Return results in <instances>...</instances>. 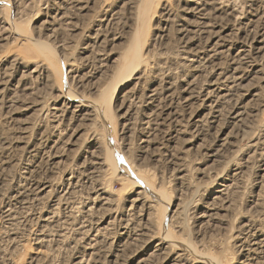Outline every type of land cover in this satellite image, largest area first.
Listing matches in <instances>:
<instances>
[{
	"label": "bare ground",
	"instance_id": "obj_1",
	"mask_svg": "<svg viewBox=\"0 0 264 264\" xmlns=\"http://www.w3.org/2000/svg\"><path fill=\"white\" fill-rule=\"evenodd\" d=\"M177 1L180 3L176 8L174 0H137V2L132 0H44L45 8L40 14L38 23V30L43 34L35 39L27 36L16 24L8 23L2 14L4 8L0 0V123L9 122L17 125L14 129L15 136L13 134L6 136L8 145L15 147L21 143V140L26 139L29 130L38 121L37 116L45 114L51 122L49 128L51 136L45 141L42 140L43 144L41 143L39 147L38 153L41 154L42 159L50 160L56 167L62 153L76 151L81 162L79 166L83 171L82 178H78L80 182L92 178L98 179L104 175L108 178L104 185L97 184L92 188L89 205L78 212V215L68 203L60 201L59 194L53 197L54 201H50V204H53L51 206L49 204L50 207L48 206V210L40 218L41 230L35 239V252L30 255L27 264L44 263L42 262L45 258L43 253L46 250L55 249L52 244L56 243L57 246L59 242L58 239H52L46 230L61 226L64 220L71 219L74 213L79 217L75 225L77 230L74 229L79 238L72 241L73 246L70 248L73 251L68 264H102L99 261L102 245L105 246V251H110L108 252L109 264H116L118 255L123 256L124 251L131 247L135 249L125 257L124 264H190L189 243L177 241L170 231L164 232L160 237L154 235L151 215L158 207L162 209V215L165 217L167 206L158 204L156 199L158 197L165 199L166 193L157 191L155 196L152 192L153 196H147L138 185L118 174L119 162L110 153V149L104 148L97 135L89 134L91 137L81 143V133L86 128L100 119L111 122L112 103L117 104V113H123L118 115L122 119V127L129 129L131 126L134 129V124L130 120L138 106L134 102V97L139 93L135 88L137 84L135 82L140 79L138 71L144 63L143 40L153 21L155 29L153 30L156 31L154 35L157 39L164 38L166 32L174 27L181 38L183 47L192 48L194 54H199L205 63L212 64L219 72L220 78L217 82H211L214 88L197 97L187 85L180 92L181 101H179L186 109L185 111H188L191 127L198 131L204 127L215 126L218 128V140L222 143L221 146H224L225 140L221 138L223 127L219 125L224 116L222 106L226 103L228 96L232 95L231 92L239 93V90L244 89L242 84L250 78L252 71L260 72L261 64L257 66L254 60L252 63V59L264 58L261 47L262 34L260 35L261 32L257 29L256 23L251 21L245 24L242 30L252 42L249 45H237L230 49L229 32L239 27L237 0ZM6 4L16 9L18 20V16H24V11L30 2L29 0H8ZM120 30L123 32L122 36ZM10 40L13 44H8ZM116 42L118 45L123 42L125 46L116 48ZM74 44L76 45L75 54L70 53ZM5 45H10V48H3ZM252 46L255 48L252 49ZM56 52L65 59L67 75H70L69 81L78 90H82L81 92L74 90L63 92L54 86V81L57 79L58 82H62L63 77V71H60L56 63ZM226 56L231 70V73L227 75L224 73L222 64ZM88 67L91 70L94 67L99 68L100 71L104 70L103 74L109 80L96 87L92 84L89 86L91 81H86L85 77L89 79L91 75L82 73ZM36 82L40 84L39 87L34 86ZM86 87L97 95L96 99L90 100L83 94ZM169 89L171 88H165L164 91ZM171 95L170 93L165 96L170 99ZM47 96L52 98L46 100ZM198 99L200 104L195 103ZM161 100L159 90L155 87L147 89L143 102L140 103L143 104L141 105L143 114L139 116L141 132L136 152L141 160L147 158L152 162L155 161V157L161 155L158 153L160 148L154 149L155 131L160 125V120L161 122L169 121L170 125L174 124L173 127L176 129L172 131L174 135H170L172 139H176L175 137L182 133L183 126L178 121L180 111L177 113L174 106L176 103L173 104L169 100V104L161 105ZM193 105L195 108L191 109ZM239 106V104L234 105L226 115L235 123H240L246 112V108ZM23 116V121H20L19 118ZM29 120L31 123L28 122ZM31 120L35 122L32 123ZM67 131L71 132L67 133ZM256 145L263 147L264 151V143ZM234 167L235 170L230 173V178H234L239 170L238 166ZM260 171L261 178L264 179V164L260 167ZM78 179L76 178L77 183H79ZM183 179V175L178 177L180 181ZM111 180L126 183L122 196L112 192L109 183ZM222 183L217 186L218 190L213 191L214 196L204 203L198 216L201 222L214 219L216 214L213 212L218 207L217 200L226 201L231 184L226 185L223 181ZM74 184H70L73 193ZM52 188L48 181L41 184L32 181L26 189L23 188L22 193L13 195V202H10L2 212L4 223L7 227L9 226L4 232L7 246L10 248L26 246L27 242L22 243L17 236L18 228L15 226V221L26 210L25 205L39 203L43 197L56 191ZM64 194L67 195V192L65 191L62 195ZM67 196L70 197V195ZM57 205H61L63 210L62 219L56 214ZM92 216L96 217L94 225L90 224ZM254 223L252 219H247L240 225L241 230L235 238L238 258L232 264H264V234H259L260 230ZM14 227L17 229L15 230ZM61 237L57 236V238ZM104 261L107 260L104 259ZM9 262V264H17L14 261L9 260ZM203 262L221 264L209 255L204 256L199 263ZM192 263L198 262L192 261Z\"/></svg>",
	"mask_w": 264,
	"mask_h": 264
},
{
	"label": "rangeland",
	"instance_id": "obj_2",
	"mask_svg": "<svg viewBox=\"0 0 264 264\" xmlns=\"http://www.w3.org/2000/svg\"><path fill=\"white\" fill-rule=\"evenodd\" d=\"M132 1L137 2V0ZM174 1L177 8L180 2ZM237 1L236 10L238 12L239 27H235L229 32L230 49L237 45H249L252 42L251 38L246 36L242 30L245 24L252 21L256 23L257 29L261 32L260 35L262 34L261 47L264 51V0ZM29 2L30 4L24 11L23 18L18 16L17 20L16 9L12 5L10 7L7 6L8 0H1V6L4 8L2 14L8 20V23L16 24L27 36L36 39L37 36L43 34L38 30V23L45 5L44 0H29ZM251 4L252 6H250ZM152 23L148 34L143 40L142 54L144 63L138 71L140 79L135 82L137 83L135 88L139 93L137 94L138 96L134 97V102L138 106L133 111L130 120L134 124V129L131 126L129 129L122 127L123 122L118 115L123 113H117V104L112 103L111 111L113 114L111 122L100 119L91 127L86 128L81 133V143L85 140L87 141L91 135H97L104 148L110 149V153L119 162L118 174L138 185L140 190L147 196H151L152 193L155 196L157 191L166 193L167 197L165 199H159V197L156 199L158 204L167 206L165 217L162 215V209L158 207L151 215L154 235L160 237L164 232L170 231L177 241L189 243L190 264H193L192 261L201 262L206 255L214 257L221 264L235 263L238 258V247L235 244L237 239L235 238L241 230L240 225L245 220L252 219L255 222V227L260 230L259 234H264V179L261 178L262 173L260 171V167L264 164V151L262 150L263 147H257L256 145L257 143H264V58L252 59V63H254V60L257 66H260V63L263 68H260V72L252 71L250 78L242 84L244 89L239 90V93L231 92L232 95L228 96L226 103L222 106L224 116L219 125L223 127L221 138L225 140V144L221 146L222 143L219 142L217 137L218 128L208 126L197 131L194 127H191L188 111H185L186 109L183 108L179 99L180 92L187 85L196 93L197 97L201 93L203 95V92L205 93L207 90L214 88V81L217 82L220 78L218 76L219 72L215 70L212 64L208 65L205 63L199 54H194L195 52L192 48L186 49L183 47L182 41H180L181 38H179L174 27L166 32L164 38L157 39V36L154 35L156 33L153 28L154 22L152 21ZM115 33L117 36V32ZM122 33V30H120L121 36ZM12 42L10 40L8 44ZM118 44L116 42L115 47L119 49L125 46L123 42L120 45ZM9 46L5 45L3 48H10ZM72 46L70 53L75 54L76 45ZM253 48L255 46H252ZM227 59L226 56V59L222 61L226 75L231 73ZM56 63L60 71H63V77L62 82H58L56 79L54 86L60 88L63 92L70 90L81 92L82 90H78L69 81L70 78L68 77L70 75H67L65 59L57 52ZM103 72L104 70L100 71L97 67L92 70L88 67L82 73L91 75L89 79L85 77V80L91 81L89 86L92 84L96 87L109 80ZM34 86L39 87L40 84L36 82ZM155 87L159 90L160 99H162L160 101L161 105L169 104V100L173 104L176 103L174 105L176 106V112L180 111L178 115H181H179L178 119L180 120L178 121H180L179 123L183 126V129L182 133L175 137L176 139H172L170 135H174L172 131L176 129L173 127L174 124L170 125L169 121H159L160 125L156 127L155 131L157 147L155 146L154 149L160 148L161 152L157 151L161 155L160 157H155V161L151 162L147 158V160L139 159L136 149L141 132L139 119L143 114V111H141V105L143 104L140 103L143 102V96L147 89ZM168 87L171 89L164 91ZM170 93L172 98L167 99L165 95ZM83 94L90 100L97 98L95 93L90 92L89 87L83 90ZM51 98V96H47L46 100ZM198 101L196 100L195 103L200 104V101ZM238 104L240 105L239 107L246 108V112L242 121L235 123L226 115L234 105ZM194 108L195 105L191 107V109ZM148 112L150 113V111H145V113ZM37 117L38 121L29 130L27 138L21 140V143L15 147L8 145L6 136L12 134L15 136L14 129H16L17 125L9 122L0 123V264H9V260L17 264L28 263L30 255L35 252V239L39 235V230H41L40 218L48 210L50 201H54V196L59 194L61 196L60 201L68 203L78 215V212H81L85 206L89 205L92 188L97 184L104 185V182L108 179L104 175L98 179L92 178L88 179V181L85 180L84 182L83 180L80 182L79 179L82 178L83 171H81V166H79L81 162L76 151L73 153H68L67 151L65 154L62 153L63 155L56 167L50 160L42 159L38 151L43 141L51 136L49 130L51 122L45 114ZM160 117L162 118V116ZM23 118L24 116L19 118V120L23 121ZM34 122L32 121V123ZM70 132L67 131V133ZM89 134L91 135L89 136ZM165 141L168 142L166 143ZM234 166H238L239 170H237V175L234 178H230V173L235 170ZM182 175L184 176L183 181L178 180V177ZM217 175L219 176L218 178L216 177ZM76 178H79V183H77ZM32 181L35 183L40 182V184L48 181L50 186L53 187L52 189L56 191L48 194L49 196L47 197L49 199L45 196L46 198L43 197L37 204L33 202V204L28 203L25 205V214H22L24 216H18L15 221V226L18 229L14 228L15 230L17 229L16 233L18 232L17 236L21 242H27L26 246L22 247L21 245L16 248H10V246L6 245L4 235L9 226L7 227V224L4 223L2 212L10 202H13V197L22 193ZM222 181L226 185L231 184L227 191L226 201L217 200L218 207L213 212L216 214L214 219H209L210 221L206 219L201 222L198 216L203 209L204 203L214 196L213 191L218 190L217 186L222 185ZM75 182L78 185L74 184ZM71 183L74 184V193L70 189ZM109 183L114 194L120 196L124 194L126 183L113 180ZM65 191L70 197L66 194L62 195ZM57 206L55 207L56 214L58 218L62 219L63 210L61 205ZM75 213L71 219L64 220L61 225L62 228L58 225L46 230L52 236V239H58L59 242L57 246L55 245L56 243L52 244L55 249L47 247L49 250L43 253L45 258L42 259V262H44L42 264H68L70 261L73 251L70 246H73L72 241L79 238L77 231H75L77 230L75 225L79 217ZM93 217H91V225H94L95 223L93 224V222L96 221V217ZM111 232L113 233V231ZM57 236L62 237L57 238ZM102 249L106 250L104 245H102V252L99 254V261L102 264H109L108 252L110 251L103 252ZM134 249L135 247H131L124 251L123 256L120 257L118 255L116 264H124L125 257ZM199 264H205V262Z\"/></svg>",
	"mask_w": 264,
	"mask_h": 264
}]
</instances>
